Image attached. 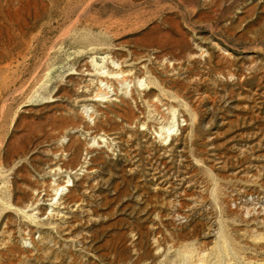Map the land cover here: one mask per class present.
<instances>
[{"label": "rangeland", "instance_id": "rangeland-1", "mask_svg": "<svg viewBox=\"0 0 264 264\" xmlns=\"http://www.w3.org/2000/svg\"><path fill=\"white\" fill-rule=\"evenodd\" d=\"M0 264H264V0H0Z\"/></svg>", "mask_w": 264, "mask_h": 264}]
</instances>
